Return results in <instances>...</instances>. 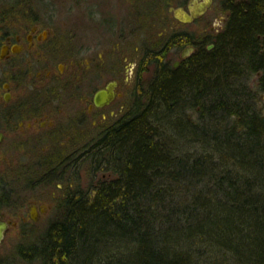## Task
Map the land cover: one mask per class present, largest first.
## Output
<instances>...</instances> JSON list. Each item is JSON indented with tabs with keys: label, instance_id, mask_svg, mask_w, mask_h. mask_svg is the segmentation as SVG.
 <instances>
[{
	"label": "trees",
	"instance_id": "16d2710c",
	"mask_svg": "<svg viewBox=\"0 0 264 264\" xmlns=\"http://www.w3.org/2000/svg\"><path fill=\"white\" fill-rule=\"evenodd\" d=\"M227 10L212 49L177 68L151 54L83 161L93 181L69 189L26 261L264 264V0Z\"/></svg>",
	"mask_w": 264,
	"mask_h": 264
},
{
	"label": "flooded vegetation",
	"instance_id": "af4514ba",
	"mask_svg": "<svg viewBox=\"0 0 264 264\" xmlns=\"http://www.w3.org/2000/svg\"><path fill=\"white\" fill-rule=\"evenodd\" d=\"M191 1L177 8L191 14ZM212 1L190 22L176 17L177 8L169 11L187 24L203 17ZM227 2V16L216 18L222 30ZM57 5L60 0H0V221L7 225L0 248L14 230L31 245L46 235L105 126L131 108L147 63V55L124 56L117 50L121 45L72 44L61 17L67 13ZM189 47L196 49L185 46L177 67ZM108 86L114 98L100 106L96 96ZM42 223L44 231H36ZM19 244V255L30 253Z\"/></svg>",
	"mask_w": 264,
	"mask_h": 264
},
{
	"label": "rangeland",
	"instance_id": "374dc122",
	"mask_svg": "<svg viewBox=\"0 0 264 264\" xmlns=\"http://www.w3.org/2000/svg\"><path fill=\"white\" fill-rule=\"evenodd\" d=\"M46 1L49 3L50 0ZM58 1L53 0L56 3ZM189 1L81 0L79 4H76L74 3L75 0H60L61 5H57V8L62 12V9L65 8L67 14L61 17L69 27L68 35L72 44L85 43L91 45L100 41L108 49L114 44L116 46L121 45L117 50L124 52V56L134 60H139L141 56L147 55V63L144 64V72L142 73V78L147 81L154 71V63L149 64L151 57H154L151 54L163 49L164 54L160 55V59L164 57L165 61L171 65L179 59L180 51L185 46L182 49L176 48L180 38L174 37L175 35L184 33L191 38L193 45L204 44L208 45L209 48L212 45L209 41L222 31V24L219 23L220 18H216L218 15L220 17L227 16V12L223 10L225 0H213L211 8L203 17L191 23L181 24L169 11V7L177 8L183 7V5L186 7ZM64 3L67 4L65 7L62 6ZM72 7L73 9H71ZM171 40L175 42L176 46ZM102 49L104 48L102 47ZM262 103L264 105V94L262 95ZM118 117L111 118L110 123H113ZM85 167L82 162L80 166L81 176L74 182V187L77 184L87 187L93 181V177ZM101 176L105 177L106 175L100 173L97 178ZM54 214L53 218L55 217ZM44 227L45 225L42 223L36 227V231H44ZM38 241L40 242L41 239H36L32 245L34 246ZM18 244L23 248L29 242L24 239L19 240L17 231H11L0 248V264H39L38 261L28 262L22 254L19 255L16 250Z\"/></svg>",
	"mask_w": 264,
	"mask_h": 264
},
{
	"label": "water",
	"instance_id": "95a60500",
	"mask_svg": "<svg viewBox=\"0 0 264 264\" xmlns=\"http://www.w3.org/2000/svg\"><path fill=\"white\" fill-rule=\"evenodd\" d=\"M211 1L212 0H192L189 6L191 14H188L183 8H177L175 10L174 8H172V10L175 11L176 17H178V19H180L182 22H190L194 18H197L200 15H203L206 12L208 6H210ZM212 48H213V45L209 46V49H212ZM194 51H196L194 47L187 48L183 52L182 58L184 59V58L189 57L191 55L190 53ZM179 63L180 62L177 61L175 64V67H177ZM113 98H114L113 87L108 86L106 90H101L97 94L96 102L100 106H103L104 104H107L109 100H112ZM6 229H7V225L0 221V244L2 243L4 239Z\"/></svg>",
	"mask_w": 264,
	"mask_h": 264
}]
</instances>
